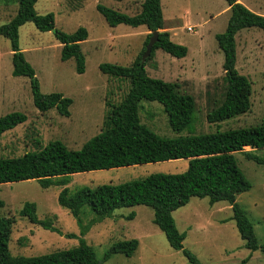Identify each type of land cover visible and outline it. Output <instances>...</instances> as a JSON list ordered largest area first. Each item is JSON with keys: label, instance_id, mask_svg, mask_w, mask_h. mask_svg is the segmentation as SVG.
Returning <instances> with one entry per match:
<instances>
[{"label": "rangeland", "instance_id": "rangeland-1", "mask_svg": "<svg viewBox=\"0 0 264 264\" xmlns=\"http://www.w3.org/2000/svg\"><path fill=\"white\" fill-rule=\"evenodd\" d=\"M142 0H36L37 15L50 13L54 29L69 34L78 28L86 31L80 43L84 59L83 73L77 74L73 59L59 60L60 45L51 32H38L31 23L18 29V48L33 69L41 94H61L71 100L68 117L54 110L39 113L32 104L28 79L11 75V53L8 41L0 37V117L20 113L25 121L0 135V159L14 158L35 152L48 142L58 141L68 150H78L83 143L102 130L106 103L116 104L128 88L124 79L102 75V63L128 67L140 52L146 34L143 26L109 27L96 6L133 16ZM255 15L264 16V0H237ZM163 28L173 43L185 48L181 59L170 57L159 49L144 64L148 78L176 83L178 92L194 103L190 127L173 133L167 126L162 108L156 102L138 103L139 122L156 136L171 139L177 136L211 134L241 129L264 123V31L255 27L238 31L234 36L235 64L238 74L251 84L249 110L217 124L205 121V115L218 106L225 88L221 69L222 54L214 36L224 31L229 9L224 0H159ZM16 0H0V26L13 18ZM264 160V149L243 148ZM236 165L250 184L248 191L235 197V203L251 224L257 244H264V165L233 154ZM187 160L165 161L103 171H91L63 177L65 186L41 189L34 180L0 184V215L12 217L14 223L8 241L12 257H37L78 245H88L100 260L108 247L116 242L137 240L130 257L111 254L101 264H189L180 251L172 250L163 234L152 224L151 210L144 206L121 208L110 217L98 220L87 206L73 218L57 205L62 188L72 194L81 188L119 185L151 174L182 173ZM35 205L39 221L59 232L45 230L19 215L24 203ZM133 213L131 220H126ZM175 228L184 234L182 248L199 264H264L261 253L243 247L231 212L224 202L209 205L206 198H191L174 211ZM71 235L72 237H67Z\"/></svg>", "mask_w": 264, "mask_h": 264}, {"label": "trees", "instance_id": "trees-1", "mask_svg": "<svg viewBox=\"0 0 264 264\" xmlns=\"http://www.w3.org/2000/svg\"><path fill=\"white\" fill-rule=\"evenodd\" d=\"M35 2L36 0H16L15 15L0 26V37L9 44L11 75L28 79L34 108L39 113L54 110L59 116L68 117L70 99L58 93L39 92L33 69L23 59L18 48V29L25 23H31L38 32H51L60 45L59 60L64 62L73 59L77 74L84 70V59L79 45L86 39L87 34L83 28L69 34L54 29L50 13L37 15L34 12ZM224 2L229 9V15L224 31L216 34L214 40L222 54L221 69L225 88L221 103L205 115V121L210 124L220 123L249 110L251 84L234 68V36L238 31L250 27L264 31V16L251 13L237 3V0ZM96 10L109 27L143 26L149 32L130 66L109 63L98 66L102 75L126 80V93L118 103H106L102 130L83 143L78 150H68L60 142L53 141L38 151L0 159V184L34 180L41 189L50 186L63 187L67 183L63 177L78 173L184 159L187 160V166L180 174H151L119 185L81 188L70 195L66 188H62L56 198L57 205L68 211L73 218H77L81 208L87 206L98 220L110 217L113 211L121 208L147 207L152 213V224L163 234L168 246L174 251H180L189 264H199L189 251L182 248L184 234L176 230L171 214L185 206L191 198H206L209 205L224 202L230 209V218L243 247L250 252L258 250L264 259V244H257L250 222L235 203V197L248 191L250 184L238 169L233 156L234 153H242L245 159L264 165V160L256 158L250 152H242L243 148L264 149V123L248 128L171 139L156 136L139 122L140 101L159 104L168 128L175 134L190 127L194 103L190 96L178 92L176 83L148 78L144 72V64L151 59L155 49L175 59L183 58L186 50L170 41L168 32L163 31L159 0H142L138 13L133 16L103 6H96ZM150 32H157L156 42L149 56L141 63L140 57ZM24 121L25 117L20 113L0 117V135ZM2 207L3 202L0 200V210ZM19 215L33 225L59 232L37 219L33 203H24ZM133 216L130 213L125 219L131 220ZM13 223L12 217L0 215V264H101L111 254L130 257L138 245L134 239L113 243L100 260L95 258L92 249L83 240H79L76 247L50 254L12 257L7 245Z\"/></svg>", "mask_w": 264, "mask_h": 264}, {"label": "water", "instance_id": "water-1", "mask_svg": "<svg viewBox=\"0 0 264 264\" xmlns=\"http://www.w3.org/2000/svg\"><path fill=\"white\" fill-rule=\"evenodd\" d=\"M156 36H157V32H150V37L144 47V51L140 57V62L143 63L145 61V59L149 56L150 54V50L153 46V44L156 42Z\"/></svg>", "mask_w": 264, "mask_h": 264}, {"label": "crops", "instance_id": "crops-1", "mask_svg": "<svg viewBox=\"0 0 264 264\" xmlns=\"http://www.w3.org/2000/svg\"><path fill=\"white\" fill-rule=\"evenodd\" d=\"M163 31H166V28H165V29L163 28ZM166 32H167V31H166ZM137 246H138V245H137Z\"/></svg>", "mask_w": 264, "mask_h": 264}]
</instances>
